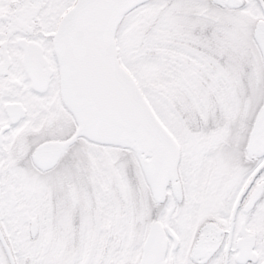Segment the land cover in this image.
Wrapping results in <instances>:
<instances>
[{"label": "snow or ice", "instance_id": "obj_1", "mask_svg": "<svg viewBox=\"0 0 264 264\" xmlns=\"http://www.w3.org/2000/svg\"><path fill=\"white\" fill-rule=\"evenodd\" d=\"M0 264H264V0H0Z\"/></svg>", "mask_w": 264, "mask_h": 264}]
</instances>
